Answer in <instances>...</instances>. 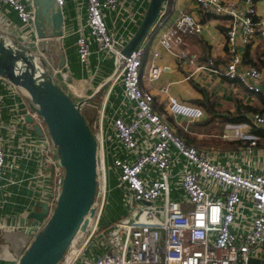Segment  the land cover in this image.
Instances as JSON below:
<instances>
[{
	"label": "built area",
	"instance_id": "1",
	"mask_svg": "<svg viewBox=\"0 0 264 264\" xmlns=\"http://www.w3.org/2000/svg\"><path fill=\"white\" fill-rule=\"evenodd\" d=\"M55 1L60 7L65 4V0ZM195 2L204 12L227 19L224 36L228 59L224 65H218L212 57L201 64L196 62L198 56L184 45L185 36L200 33L202 24L191 13L181 11L162 32L159 43L188 70L186 79L194 72L208 70L240 83L250 93H264V64L260 68L246 59L247 48L253 44L260 23L255 0ZM133 3L134 0H85L87 21L79 27L75 42L83 67L88 65L92 53L87 31L96 45V52L104 51L113 57L114 74L108 80L111 83H105L110 86L118 83L125 100L135 105L129 121L121 116L112 119L114 135L126 158L112 157L111 168L117 172L118 185L127 191V214L99 228L105 200L111 190L106 164L108 149L102 126L108 88L96 119L88 122L97 142L98 200H95V212L88 230L73 242L72 252L64 264H247L249 258L264 260V165L258 167L251 162L259 136L238 131L236 124L228 125L235 129L234 138L242 145L235 153L222 154L187 143L175 132L168 115L195 120L202 117L203 110L180 103L174 97H168L164 112L155 110L152 93L141 86V65L148 37L128 56L121 53L147 6H134ZM0 4L12 8L20 23L26 26L19 29L24 43L37 45L32 2L31 8L24 0H0ZM168 4L166 0L154 28L165 23ZM157 56L154 52L153 58ZM260 59L264 63V49ZM161 70L151 62L148 79H157ZM27 114L32 119L27 123L29 127L35 129L34 124H38L42 130L37 140H33L38 152V172L29 178H49L50 189L43 194L42 201L51 210L59 195L63 169L56 146L38 113L27 106L17 122L24 120ZM245 116L251 126L264 130V111H251ZM3 128L0 121V132ZM8 129L13 136V126ZM222 136L230 138L227 132ZM5 156L0 139V174ZM181 158L184 159L182 166L179 164ZM42 226L43 222L32 226V238ZM11 228L14 226L0 224V230ZM115 228H118L116 234L113 233ZM99 231L103 234L100 242L96 239Z\"/></svg>",
	"mask_w": 264,
	"mask_h": 264
},
{
	"label": "crops",
	"instance_id": "2",
	"mask_svg": "<svg viewBox=\"0 0 264 264\" xmlns=\"http://www.w3.org/2000/svg\"><path fill=\"white\" fill-rule=\"evenodd\" d=\"M24 1L31 8V0ZM133 4L145 7L147 0H134ZM255 7L257 20L260 23L253 44L247 48L246 59L261 68L264 64L260 59L264 49V32H262L264 30V0H255ZM181 11L191 13L202 24L200 33L185 36L184 45L198 56L196 62L201 64L209 57H212L218 65H224L227 62L224 36L227 19L224 16L204 12L195 0H169L165 23L154 28L147 36L148 43L145 46L141 65V86L152 93L153 106L158 112L165 111L168 97H174L180 103L197 106L203 110L202 117L195 120L174 114L167 117L175 132L187 140V143H197V146L222 154L235 153L242 142L234 138L235 129H230L228 125L236 124V129L243 133L252 132L249 119L236 122L233 120L251 111H264V93H250L240 83L208 70L194 72L190 78L186 79L188 70L181 67L177 57L159 43L162 32L173 23ZM62 12L64 26L61 45L52 39L47 40L45 45L37 42L39 51L37 55L45 60L46 68L50 69L56 81L74 101L81 103V111L88 122L96 119L104 102L106 90L110 89L102 120L105 145L108 149L106 164L109 167L107 172L111 189L109 194L116 189L119 191L118 197L125 198L127 191L125 187L118 185L117 172L111 168L112 157L126 158L125 152L114 135L112 119L115 116H121L129 121L134 114L135 105L125 100L118 83L111 86L105 83L114 74V59L104 51L96 52V45L88 31L86 35L92 49L88 65L83 67L78 60L75 42L79 27L87 21L85 0H65ZM25 27L12 8L0 4V34L4 35L7 41L17 39L24 43L25 40L20 37L19 29L23 30ZM31 36L32 34L28 37L31 38ZM58 46L65 57L64 65L60 69L58 68L59 56L56 54ZM43 47L45 51L41 52ZM154 52L158 53L156 58H153ZM151 62L162 68L160 75L154 80L148 79ZM27 106H31V102L25 92L0 77V121L4 126L0 132V139L3 141L6 152L5 165L0 174V224L14 226L9 230H0V264H16L20 254L32 239V226L38 222L29 218L28 214L30 211L41 210L37 204L44 200L43 194L50 189L48 177L29 178L38 172L36 162L38 152L33 140H37L39 134L29 127L25 119L17 122L22 109ZM245 107L252 109L246 110ZM10 125L15 129L13 136H10L8 129ZM214 130L220 131V134L216 135ZM224 132L229 133L230 138H223ZM256 135L259 136V143L253 150L251 162L254 166L262 167L261 165H264V133L262 135L256 133ZM220 139L224 141V146L219 145L222 142ZM179 164L181 166L184 164L183 158L180 159ZM178 167L180 166H175L174 170L176 171ZM213 192L211 196L215 198L216 195ZM186 208H190V205L187 204Z\"/></svg>",
	"mask_w": 264,
	"mask_h": 264
},
{
	"label": "water",
	"instance_id": "3",
	"mask_svg": "<svg viewBox=\"0 0 264 264\" xmlns=\"http://www.w3.org/2000/svg\"><path fill=\"white\" fill-rule=\"evenodd\" d=\"M34 13L35 37L39 44L49 39L61 45L64 16L62 7L55 0H31ZM166 0H149L142 20L121 49L128 56L154 29ZM29 45L17 39L6 40L0 34V77L23 90L31 107L42 118L45 129L56 146L63 169V178L55 206L37 205L40 211H30L28 217L43 222L20 254L16 264H64L72 252L76 239L82 237L95 212L97 188V142L84 117L80 104L56 81L45 60ZM59 56L58 68L65 57ZM42 48L41 52H44ZM25 120L32 121L27 114ZM34 128L39 135L38 124ZM150 205L151 202L144 201ZM118 228H115L116 234ZM247 264H264V260L249 258Z\"/></svg>",
	"mask_w": 264,
	"mask_h": 264
},
{
	"label": "rangeland",
	"instance_id": "4",
	"mask_svg": "<svg viewBox=\"0 0 264 264\" xmlns=\"http://www.w3.org/2000/svg\"><path fill=\"white\" fill-rule=\"evenodd\" d=\"M34 51H35V53L39 52L38 49L34 50ZM187 105H190V104H187ZM97 106H98V103L96 104L95 107L97 108ZM214 129H216V128H214ZM214 131H215V133H217L216 135L220 134V131H217V130H214ZM220 141H222V140L220 139ZM220 143H221V144H219L220 146L225 145L224 141H222ZM190 144L196 145L197 143H190ZM209 145H211V144H209ZM118 193H119L118 190L113 189V193L109 194L107 196V198L105 200L106 204H105V207L103 208L101 219L99 222V228L107 227L109 224L114 222L117 217H119V216L124 217L127 214V202L123 196L118 197ZM95 200L96 201L98 200L97 194L95 195ZM117 219H119V218H117ZM102 235L103 234H101L99 231L97 234V238H96L97 240H99V242L101 240H103ZM98 245H99V243H98ZM101 250H103V248H99V251H101Z\"/></svg>",
	"mask_w": 264,
	"mask_h": 264
},
{
	"label": "trees",
	"instance_id": "5",
	"mask_svg": "<svg viewBox=\"0 0 264 264\" xmlns=\"http://www.w3.org/2000/svg\"><path fill=\"white\" fill-rule=\"evenodd\" d=\"M245 109L246 110H251L252 108H250V107H245ZM233 121H247V118H246V116H244L243 114L242 115H240V116H237L236 118H235V120H233ZM252 133H254V134H258V135H262L263 133H264V130L262 131V129H259V128H257L256 129V127H253L252 126ZM185 140V139H184ZM186 142H187V140H185Z\"/></svg>",
	"mask_w": 264,
	"mask_h": 264
}]
</instances>
